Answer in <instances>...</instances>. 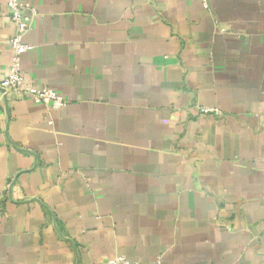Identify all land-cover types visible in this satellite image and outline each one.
I'll list each match as a JSON object with an SVG mask.
<instances>
[{
  "label": "crops",
  "instance_id": "1",
  "mask_svg": "<svg viewBox=\"0 0 264 264\" xmlns=\"http://www.w3.org/2000/svg\"><path fill=\"white\" fill-rule=\"evenodd\" d=\"M23 1L67 103L0 88V264H264V0Z\"/></svg>",
  "mask_w": 264,
  "mask_h": 264
},
{
  "label": "built area",
  "instance_id": "2",
  "mask_svg": "<svg viewBox=\"0 0 264 264\" xmlns=\"http://www.w3.org/2000/svg\"><path fill=\"white\" fill-rule=\"evenodd\" d=\"M207 7L209 0H200ZM8 16L13 33L10 37V47L13 56L7 74L0 79V88L15 97H28L37 103H43L52 109H59L66 105V97L56 89L39 87L26 79L22 66V56L31 47L24 41V35L31 28L35 9L29 1L7 0ZM202 113L221 114L216 107H201ZM13 199V196H12ZM107 264H135L128 258L115 255ZM156 264H161L158 259Z\"/></svg>",
  "mask_w": 264,
  "mask_h": 264
}]
</instances>
